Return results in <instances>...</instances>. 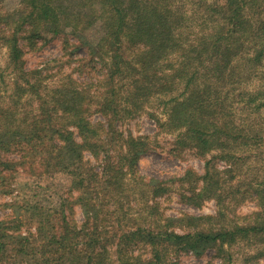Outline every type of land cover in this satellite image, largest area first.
<instances>
[{
    "label": "trees",
    "instance_id": "obj_1",
    "mask_svg": "<svg viewBox=\"0 0 264 264\" xmlns=\"http://www.w3.org/2000/svg\"><path fill=\"white\" fill-rule=\"evenodd\" d=\"M19 4L0 14V42L14 77L7 86L11 106L0 104V152L21 151L20 159H0V186L10 187L21 168L38 183L52 178L46 191L61 190L51 204L38 196L5 203L0 264H177L181 253L201 256L209 249L221 259L215 264H225L224 246L252 238L260 245L255 258H264V178L232 185L233 168L264 149V0ZM97 21L102 32L94 39L89 31ZM66 30L105 73L92 84L67 76L46 97L41 72L24 68L20 40L33 45ZM27 95L37 99L36 114L16 107ZM153 101L166 114L163 131L175 136L178 148L202 157V173L188 167L160 179L139 172L147 142L124 136L117 124ZM92 106L102 120L91 119ZM60 174L66 175L62 185L55 182ZM175 185L185 204L214 201L215 214L166 217L158 200ZM248 194L254 210L242 222L229 219Z\"/></svg>",
    "mask_w": 264,
    "mask_h": 264
},
{
    "label": "rangeland",
    "instance_id": "obj_2",
    "mask_svg": "<svg viewBox=\"0 0 264 264\" xmlns=\"http://www.w3.org/2000/svg\"><path fill=\"white\" fill-rule=\"evenodd\" d=\"M20 7L19 0H0V14L5 15L8 12H12ZM97 21L96 25L89 31L92 38H98L101 35V24ZM1 26V25H0ZM66 33H62L56 36L45 34L43 37L37 39L33 45L26 44L23 39L20 40V45L23 50V61L25 63V70H39L42 77V95L47 97L50 93L49 89L54 88L56 85L63 83L67 80V76H71L73 79L82 82L84 84H92L99 80L105 73V69L101 64L90 58L87 51L84 48H76L74 40L71 36H68V30ZM64 39H68V45L65 44ZM72 43V44H70ZM6 49L0 42V73L4 72L6 83L0 82V104L5 106H11V90L7 88L13 82L14 77L9 74L6 69ZM37 99L30 98V95L23 98L22 103L16 105L19 112L26 114L28 112L37 113ZM11 108V107H10ZM27 112H26V111ZM91 119L95 122L102 120L100 113L92 106ZM21 114V115H22ZM166 118L164 109L158 101H153L150 104L143 107V109L136 115L132 116L124 115L118 122L117 127L124 136L128 134L134 137H143L147 142L146 151L139 157L138 169L141 174L146 177H157L160 179H170L180 176L186 168H193L198 173L203 172V159L198 156L193 150L178 148L173 134H169L160 127L161 122ZM249 152V151H248ZM87 157H90L85 153ZM249 157L244 159L242 165L237 164L233 169L235 178L232 179V185L237 186L240 183L255 182L256 180H262L264 178V149L253 150L247 154ZM251 155V156H250ZM21 151H9L0 152V159H20ZM95 161V160H94ZM220 168L225 167V163L219 161ZM6 172V173H5ZM6 175L9 171H4ZM15 176L12 180H9L10 187H1L9 189L12 195H5L0 192V218L9 212L5 203L10 202L12 198L18 197L23 199H31L35 197L44 204H51L57 200L59 191H55L58 185H53L50 191H46L45 185L52 178H46L45 181H40L33 176H30L29 172L24 169L18 168L15 171ZM227 175V174H226ZM44 177V176H43ZM42 177V178H43ZM66 175L60 174L55 177L57 184H64ZM37 184V185H36ZM39 184V185H38ZM3 186V185H2ZM175 185L172 190L162 196L159 201L160 211L166 217H176L183 213H189L192 215H208L215 214L216 206L214 201H206L200 207L191 206L183 203L180 200L179 193H182V187ZM36 193L35 195H33ZM251 194L246 195L242 199V203L235 207L236 216H230L229 219H233L236 222H242V215L249 214L254 210V202L249 198ZM133 207L137 212L136 202L133 201ZM134 214V213H131ZM231 214V213H230ZM133 218L132 215H130ZM75 218L81 220V213L76 208ZM227 219L224 221L229 224ZM241 220V221H240ZM217 226V225H216ZM177 232L183 230L176 228ZM257 238L250 240H244L237 242L231 246H224L226 253L220 254L225 258V264H264L263 257L255 258L256 254L260 250V245L257 244ZM139 252L143 257H147V250L140 248ZM217 251L214 249L206 250L201 256H195L191 253H181L177 258V264H215L221 259L217 255ZM145 259V258H144ZM142 264H146L143 261Z\"/></svg>",
    "mask_w": 264,
    "mask_h": 264
}]
</instances>
